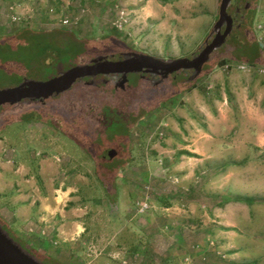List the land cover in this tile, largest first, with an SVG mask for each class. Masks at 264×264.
<instances>
[{"label": "rangeland", "instance_id": "374dc122", "mask_svg": "<svg viewBox=\"0 0 264 264\" xmlns=\"http://www.w3.org/2000/svg\"><path fill=\"white\" fill-rule=\"evenodd\" d=\"M236 2L226 10L222 25L228 24L229 32L218 45L216 35L228 28L215 29L222 0H0V45H24L11 52L12 59H33L36 47L27 44L31 33L60 29L108 50L111 61L127 65L129 83L146 77L137 88L141 97L126 89L125 99L133 95L128 114L101 108L117 99L98 79L99 88L89 81L76 86L80 106L74 92L47 103L32 97L0 110V174L8 171L5 191L15 184L14 194L29 195V223H40L42 201L57 196L70 222L89 227L76 258L59 252L63 264H95L100 257L108 264L110 256L116 264H143V259L147 264H204L194 254L206 247L212 254L207 264H264V146H258L264 141V0ZM240 4L246 9L236 25L234 8ZM121 11L126 21L118 28ZM213 42L217 45L206 56ZM255 43L260 51L251 62ZM145 55L154 58L151 67L131 65ZM205 56L202 65L194 62ZM172 60H178L175 79L164 69V62ZM189 63L191 69L183 70ZM0 77V89L20 81L14 70ZM44 108L62 113L80 144L46 120L28 118L44 116ZM104 115L109 133L91 145L89 137L103 133L97 123L104 124ZM103 148L115 151L107 159L116 172L108 195L96 172ZM60 188L59 196L54 190ZM5 194L0 195V217L9 228L4 230L19 242V235L26 238L24 231L16 233L23 219L12 218L20 208ZM143 203L149 208L141 212ZM26 242L23 247L30 252ZM30 253L45 264L60 262L45 259V252Z\"/></svg>", "mask_w": 264, "mask_h": 264}, {"label": "trees", "instance_id": "16d2710c", "mask_svg": "<svg viewBox=\"0 0 264 264\" xmlns=\"http://www.w3.org/2000/svg\"><path fill=\"white\" fill-rule=\"evenodd\" d=\"M236 1L235 0L229 1L227 5V9H226L228 10V12H229V5L237 3ZM242 8L245 10L246 5L243 6V4L242 5L240 4L238 7L236 5L234 8L235 11H234L233 16H234V19L236 20L235 21L236 25H238L239 22H241L242 20L239 15H244V13L243 14L240 13L242 12ZM237 18H238V21H237ZM219 20H220V17L215 24V29L219 27V26L217 27V23H219ZM221 27H222V30L227 28V27L224 28L223 25H221ZM27 44H30V45L33 44L36 47V48L34 47L36 49V52L32 60L26 59L25 57L23 60H19V61L12 59V54L24 47V45L22 44L20 45V43L17 49L16 47L12 49V47L8 45L7 46L0 45V73L2 72L3 75H5L6 72L10 70H14V73L20 77V81L14 87L28 85L31 81H35V80L45 81V80H48L54 77L63 76L67 72H69L70 70L76 67L93 65L98 62L111 61V59L107 57V55L110 56V53L108 50H105L103 47L93 44L91 41H88L87 43L86 41H83L77 38L73 34L72 35L68 33L66 34L64 30H60V29L52 30V31L33 32L29 35V41L27 42ZM251 49H252L251 52L253 53V57H250V59L248 58L247 59L251 62H254L260 51V46L258 43H255L252 47H250V50ZM196 72L197 71H195V73ZM112 75H113L112 72H105V73H100L99 75H96V76L90 75V76L81 77L75 80L70 86L63 88L61 91L59 92L55 91L47 96L35 97L38 99L36 100L34 99L33 101H43V102L46 101L47 103L50 101H54L55 99H58L63 95L65 96L73 95L74 92L78 98L81 92L78 91V89H76V86L80 82L90 81V80L95 81L94 77H97L96 79H98L101 83H107L108 81L112 79ZM173 75L175 79L176 74L174 73ZM170 76L172 75L170 74ZM125 79L126 77H124L122 83H127V86H129V84L137 85L138 83L142 81L140 79H143V77L138 78V80L134 81L133 83H129L128 80L127 79L125 80ZM152 80L155 81V79H152ZM155 82L158 83L159 79ZM113 84L118 85L116 82H114ZM94 86H95V83L92 82L90 87H94ZM113 89L115 88L113 87ZM89 104H90L91 109H94L97 107V106L92 105L91 103ZM11 105H14V104L7 103L6 105L2 107L9 108ZM101 106H102L101 107L102 109H105L106 111L108 110L109 113H112V110L109 107V105L104 104ZM55 112H57L55 109L44 108V116H41V114L38 115L37 113L36 114L31 113L28 115V118L30 120H34V119L35 120H46L47 123L50 124V126H52L55 129L59 128L64 133V135H67L68 137H70V139L80 144V140L75 136L76 133L72 130V126L68 125L69 121L67 122L65 121L62 113L59 114ZM104 114L107 115L106 113ZM75 120L77 121V119H74L73 121ZM83 123L85 122L83 121ZM78 124L84 128V124H82L80 120H78ZM130 124L131 123H129V126ZM85 128L86 129L88 128L89 131H95V128L91 126L85 125ZM104 135H107V134L96 133V135L93 136L92 139L91 137H89L90 141L92 142V143L90 142L91 145H93L94 141L97 140V139L95 140L96 137L98 138ZM128 137H129V134H128ZM104 149L105 148L100 149L98 152V157L102 161L97 163L96 172H97V175L100 177L102 183L105 185L106 190H107V195H108L109 193H112L110 191V186L108 185V182L111 180L110 178H112V175L116 172H114L113 170L114 165H111L112 163L108 161L107 158L106 159L104 158L105 156L103 152ZM193 156L195 155L193 154ZM0 224L3 226L4 229H9L7 223H4L1 217H0ZM19 242L23 246L26 245L24 243L25 241L22 239H20ZM30 249L29 250L31 252L33 248L30 247ZM42 257H44L45 259L55 260L54 258L46 256V255H42ZM58 264H62V263L58 262Z\"/></svg>", "mask_w": 264, "mask_h": 264}, {"label": "crops", "instance_id": "0c3cea01", "mask_svg": "<svg viewBox=\"0 0 264 264\" xmlns=\"http://www.w3.org/2000/svg\"><path fill=\"white\" fill-rule=\"evenodd\" d=\"M258 146L263 147L264 141L263 140L261 142L259 141ZM205 147H207V145ZM190 151L193 152L192 149H190ZM197 151H199V149H195L194 152H197ZM205 158H211V157L206 155ZM6 172L7 173L2 172L0 174V188H1L0 195L2 196V194L6 193L5 196L10 197V200L7 202L18 205L20 208L18 210L19 212L18 217L12 218L13 221H18V222L20 221V219H23V223L21 225L19 224L20 226L17 225L16 223V226H17L16 233L17 235H19V231H24L25 232L24 236L26 238L24 239L20 235H19V238L24 240L25 242L29 241V245L35 251L45 252L46 254L49 255V257H52L55 260H57V262L61 260V259H57L58 256H60V258L62 257L63 259H65L63 256L59 255V252H62L65 250L67 251V253L65 252V254L63 255L67 256L68 259L72 258V256L74 255L76 258L77 257L76 255L78 254L79 250L82 249L83 245L86 243V242L84 243V241L87 240L86 232L88 231V228H89L87 223H73L74 221L70 222V218L66 212L67 210H65L66 208L65 209L64 207L61 208V206L57 203V200H59V197L57 196H55L54 199H50V197L49 198L46 197L42 201V206H41V209L39 210V216L37 218L40 221V223H29L30 217L28 218V214L26 212L27 210L26 208H28V205H26L27 204L26 202L30 200V197L29 195H24L22 193L14 194L16 190L15 184H12L9 190L5 191V188L7 187L6 182H8L9 184L8 177H6L8 175V171ZM54 191L57 195L60 196V193L63 192V189L62 188L55 189ZM54 200L56 203H54ZM68 220L70 223H68ZM13 224L15 225V223ZM41 235H43L44 237H41ZM90 237H91V234H90ZM139 239L137 243L143 242L142 239L141 240ZM208 248L209 247L203 248L202 249L203 251L201 253L199 252L197 255L194 254V259H196L198 256H202V258L200 259L201 263L207 264L211 262L212 254ZM77 249L78 251H76ZM108 249L109 251L112 250L110 246ZM113 251L114 250H112V252ZM115 255L116 254H113L112 256L116 258ZM110 257L108 258V264H116V261L110 260ZM105 260H107V257L106 258L100 257L98 258V260H96L95 264H101L102 261H105ZM143 260H144L143 264H147V261L145 259ZM188 260L189 259L187 257L186 261ZM151 261L155 262V260L153 259ZM163 264H168V263L167 261H164ZM219 264H222V263H219ZM226 264H241V263H238L235 260V261L227 262Z\"/></svg>", "mask_w": 264, "mask_h": 264}, {"label": "water", "instance_id": "95a60500", "mask_svg": "<svg viewBox=\"0 0 264 264\" xmlns=\"http://www.w3.org/2000/svg\"><path fill=\"white\" fill-rule=\"evenodd\" d=\"M230 0H222V3L220 5V20L219 23H217V27L219 25H222L223 18L228 17L226 13L227 5ZM227 29L225 33L216 35L215 41H218V45L221 44L225 37H227L229 32V25L227 24ZM210 44L204 51L207 53L206 56L212 52L213 48L217 45ZM144 57L140 62L137 60L131 61L133 66L135 68L140 67H151V63L154 61V58L151 56ZM206 56L202 59H195V63L199 66L203 64L205 61ZM184 58H180L179 60H183ZM155 61H158L157 59ZM178 60H172L164 62V69L166 73H174L176 70V66ZM190 65H193L192 63H189V65H185L183 67H189ZM125 64H117L111 61H104V62H98L93 65H87L82 67H76L69 72H67L63 76L54 77L45 81H31L28 85H22L12 88H6V89H0V96H3L2 99H0V110L1 107L6 105L7 103H20L24 100L31 99L32 97H42L47 96L55 91L59 92L63 88L70 86L75 80L81 77L85 76H96L100 73L105 72H113V73H125L127 72ZM196 66V65H195ZM191 67V66H190ZM155 68H159L158 66H155ZM8 108V107H7ZM112 156V155H111ZM0 264H45L40 259L35 257L32 253L27 251L22 244L17 242L14 238H12L7 231L4 230L3 226L0 224Z\"/></svg>", "mask_w": 264, "mask_h": 264}, {"label": "flooded vegetation", "instance_id": "af4514ba", "mask_svg": "<svg viewBox=\"0 0 264 264\" xmlns=\"http://www.w3.org/2000/svg\"><path fill=\"white\" fill-rule=\"evenodd\" d=\"M135 53V52H134ZM133 54V53H132ZM191 69V67L189 66V67H183V70H185V69ZM142 69V68H141ZM175 73V72H174ZM174 73H170L171 75H173ZM112 79L110 80V81H108L105 85H110L111 86V89L109 88V95H111V96H114V98L115 99H117L116 101H115V103H113L114 104V106H110V104H107V105H109V107L111 108V110H113V111H116V112H118L119 114H121V115H123V114H128L127 112H128V107H129V104H130V102L128 101V99H130V98H132L133 97V95H132V93H130L129 95H128V99H125L124 97H125V92H126V89H128V88H130L132 91H136L137 92V94L135 95V97H141L142 96V94H143V92H140V91H138V87H141V86H143L142 85V81H143V79H146V77L144 78L143 77V79H142V81L140 82V83H138L137 85H134V87H131V86H127V83H119L118 85H114L113 83L116 81V80H118V79H120V80H123L124 79V77H126L125 76V74L126 73H118V74H116V73H113L112 72ZM96 78L97 77H94V79L96 80ZM161 79H162V77H160ZM116 79V80H115ZM126 80V79H125ZM82 82H84V81H82ZM92 82H94L95 83V86L94 87H96V88H99V84L98 83H96L95 81H93V80H90L89 81V84L91 85L92 84ZM110 82V83H109ZM100 83V82H99ZM79 84H82L81 82L79 83ZM89 85V86H90ZM112 87H114L115 89H113ZM107 91V90H106ZM114 91V92H113ZM80 96H81V94H80ZM80 96H78V97H80ZM75 102H77V105H81V102H80V100H78V98H76V100H75ZM122 104H124L125 106V108L123 109V110H119V109H122V107H121V105ZM76 106V104L73 106V110H77L78 108L76 107V108H74ZM117 113V114H118ZM111 114V113H110ZM129 115H130V113H129ZM128 115V116H129ZM102 119H105V122H104V124H101L100 122L101 121H103V120H100V122H98L97 123V126H98V128L99 127H101V129H102V132H103V134H108L109 132H107L109 129L106 127V116L104 115V117H102ZM123 120V119H122ZM125 123H128V121L129 120H127V121H125V120H123ZM129 123H130V121H129ZM101 131L100 130H97V133H100ZM115 151H112V149H108V151H107V153H105L104 152V154H105V156H104V158L106 159H110V157H113V153H114ZM103 154V153H102ZM112 155V156H111Z\"/></svg>", "mask_w": 264, "mask_h": 264}, {"label": "built area", "instance_id": "2783aa9c", "mask_svg": "<svg viewBox=\"0 0 264 264\" xmlns=\"http://www.w3.org/2000/svg\"><path fill=\"white\" fill-rule=\"evenodd\" d=\"M126 21V18H125V12L124 11H121V15H120V18H118V20H116V26L118 28H122L123 27V24L125 23ZM69 21L68 20H65L64 23H68ZM145 204V205H144ZM148 204L147 203H143L142 204V207L140 208V211L143 212L145 211L146 209H148Z\"/></svg>", "mask_w": 264, "mask_h": 264}]
</instances>
